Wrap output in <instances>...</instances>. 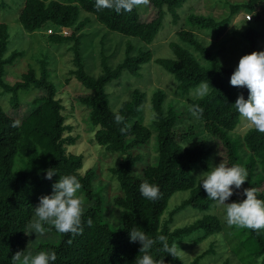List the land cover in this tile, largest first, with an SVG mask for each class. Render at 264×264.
Wrapping results in <instances>:
<instances>
[{"label":"trees","instance_id":"trees-1","mask_svg":"<svg viewBox=\"0 0 264 264\" xmlns=\"http://www.w3.org/2000/svg\"><path fill=\"white\" fill-rule=\"evenodd\" d=\"M193 1L148 0L158 9L157 16L149 21L141 19L143 5L120 13L108 8L98 10L95 0H22L17 6L18 19L25 30L35 32L44 27L47 30L48 25H54L56 30L47 33V42L68 45L73 67L66 83L75 79L88 91L78 96V103L89 110L90 137L103 146L106 153L122 155L118 165L110 168L117 182L112 196L111 181L101 179L95 166L85 167V155L75 149L82 138L79 123L74 119L70 102L65 99V91L52 79L49 55L36 58L38 67L30 64L15 82L6 79L9 67L24 55V50L10 49L9 24L0 21L1 93L9 95L11 105L19 108L20 91L41 89L45 92L33 99L34 107L23 119L10 115L0 103V264H16L19 260L13 257L24 255L29 240L28 227L35 216L34 207L41 196L52 192V184L59 175L68 174L77 175L82 185L80 191L93 204L84 208L80 234L56 231L57 240L41 245L56 253L55 264H135L136 257L143 253H139L140 242L130 241L128 230L132 228L145 231L150 238L164 235L169 245L187 239L198 243L214 236L204 251L186 257L188 264H200L224 243L230 246L229 256H237V264H264V229L229 226L225 220V205H217L207 197L203 187H199L198 177L215 166L213 140L219 139L227 149L228 165L239 164L248 171V179L237 196L232 195L226 203L243 199L246 187L257 189L258 197L264 199V190L260 188L264 184V133L254 127L238 132L241 116L233 104L241 94L247 99L248 89L230 84V76L238 64H225L214 51L213 43L208 44L198 32L220 35L243 8L253 14L254 22L261 23L257 27L249 25L241 33L244 40L251 43L244 55L259 52L257 43L264 41V0L232 4L230 13L221 19L195 12L191 9ZM5 3L2 1L0 7ZM167 16L170 20L167 26L179 27L169 41L172 57L156 58L151 48H136L129 43L124 58L114 65L112 58L116 57L118 49L105 48L108 37L102 33L98 40L101 70L94 74L86 68L84 43L89 35L86 28L93 17L109 30L137 37L148 45L156 40ZM186 21L187 28L184 27ZM61 27L67 31L61 32ZM167 32L166 36L170 34ZM152 61L177 79L174 90L177 95L186 97V102L160 87L152 91L135 87L128 98L110 101L109 82L123 73L138 76L143 66ZM201 83L209 84V93L204 97H188L190 90ZM181 104L188 107L186 118H181L184 115ZM192 106L201 108L202 114L194 116L189 110ZM147 107L152 116L148 124L145 121ZM188 120L200 128L196 133L206 137L205 143L194 144L191 134L180 136L178 140L175 129ZM153 137H156V161L152 153L146 156L142 151V146ZM50 167L57 173L48 180L45 171ZM143 181L159 186L158 199L150 201L141 195L139 186ZM177 191H188L189 196L168 210L169 201ZM107 199H112L114 206L122 209L118 224L113 223L110 207L105 204ZM188 207L198 208L202 215L173 227L175 216ZM89 219L91 225L87 223ZM220 237H223L221 243ZM150 253L158 261L163 260V264H184L178 245L174 257L167 255L158 241ZM230 257L222 264H231Z\"/></svg>","mask_w":264,"mask_h":264},{"label":"rangeland","instance_id":"rangeland-1","mask_svg":"<svg viewBox=\"0 0 264 264\" xmlns=\"http://www.w3.org/2000/svg\"><path fill=\"white\" fill-rule=\"evenodd\" d=\"M2 1L7 3H5L4 7H0V21H6L9 24L11 39L10 49L19 48L20 50H24V55L19 57L18 60L11 67H9L6 79L11 83L15 82L21 77L23 72L29 69L30 64L38 67L36 58H40L42 54L46 53L49 55L50 59L52 60L50 63V68L52 69V79L58 82L59 86L65 91V99L67 100V103L70 102L74 119L79 123V131L82 134V138L75 149L85 155V167L91 165L95 166L100 173L101 179L105 181H111V191L109 192L110 196H112V191L116 189L117 182L111 176L110 168L116 167L118 165L120 161L119 159L122 158V155L120 153H106L104 147L100 146L96 142L94 143L90 137V133H92V126L88 121L89 110L78 103V96L85 95L88 91L79 85L75 79H72L69 83H66L69 70L71 67H73L71 54L69 51H67L68 45L51 44L50 42H47V33H51V29L54 31L56 30L54 25H48L49 28H47V30L46 27L35 32H29L25 30L18 19L20 11H17V6L22 0H0V4ZM244 1L246 0H194L191 3V9L197 13L211 14L214 17L221 19L230 13V6L232 4L242 3ZM157 12V8H155L150 3H147L146 5H143L141 19L144 21L152 20L157 16ZM248 13V11L242 8L232 17L231 21L223 29V32L218 36L210 32L198 31L206 39L208 44L213 43L214 51L218 53L220 59L227 65L238 64L239 59L244 55L245 51H248V48L251 45L248 40H244V37L241 33H243L249 25L252 27H257L261 24L254 22L255 19L252 13H250L252 18L249 20H251L250 22L254 23H249L247 21L248 19L246 18ZM168 21L170 20L167 16L157 36V38L160 39L158 40L156 38L152 44L146 45L137 37L124 35L122 33L109 30L99 20L93 17V20L86 28V32L89 34L85 38L84 43L86 68L94 74H98L101 70L99 54L100 44L98 40L102 33H106L108 37L105 48L108 50H113L115 48L118 49L116 57L112 58V63L114 65L124 58L125 48L129 43L135 44L136 48L141 46L151 48L153 51V56L156 58L172 57L173 51L169 45V41L172 36L176 35V31L179 29V27L177 25H173L172 27L167 26ZM184 27H188L187 21L184 23ZM167 31H170L168 36L165 35L168 34ZM94 40L96 42L93 44L92 41ZM256 49L258 51H264L263 40L257 43ZM176 84L177 79L171 73L163 69L159 64L153 63L152 61L149 65L143 66L141 74L138 76L123 73V75L118 79H114L113 81L109 82L107 85V91L110 94V101L114 102L116 99L123 100L128 98L130 91L135 87H141L145 89L148 88L150 91H152L155 87H160L168 92L172 91L170 94L171 96H178L182 101L186 102V97L176 94V91L174 90ZM63 85L65 87H63ZM196 87H193L190 90L188 97H196L192 95V92ZM44 93L45 92L41 89L20 91V106L19 108H14L10 103V96L1 93L0 88V103L5 107L10 115L18 119H23L34 107L33 99L43 95ZM148 108L149 107L146 108L145 114V121L147 124L148 122L151 123L150 117L152 118V116L148 113ZM180 110L184 111V115H182L181 118H186L188 116V107H186L185 104H181ZM189 120L177 125L175 130L178 140H180V136L191 134L190 136L193 135L192 141L194 144L196 143L198 145L205 143L206 137L202 134L197 135L196 133L200 128L196 126L194 121ZM249 127H251L249 123L241 117L240 123L237 127L238 132L244 133ZM155 139L156 137H153L150 143L142 146V151L146 154V156H151L152 153L153 161H156L157 159V155L154 151V147L156 145ZM213 141L215 152V155L213 154V159H215V165L219 164L220 162L228 164L226 147L219 139ZM260 188L264 190V184H262ZM238 192L239 190H234L233 196H237ZM79 195L84 201V208L93 204V201H87L85 199V195L82 191L79 192ZM188 196V191H177L169 201L168 210L174 208L176 205H178V203ZM105 204L110 207V213H112L111 218L114 220L113 223L118 224L122 209L114 206L112 199L105 200ZM199 215H202V212H200L198 208L188 207L175 216L172 226L176 227L185 225L195 220ZM35 219L36 217L34 216L28 227L29 240L26 251L16 264H24L25 256H34L39 251H48L47 248H42L41 245L43 243L46 244V242L55 241L59 238L54 228H49L46 226V231L43 235L31 232ZM213 238L214 236H209L198 243L191 242V239L178 242V254L180 255L184 264H188L187 258L196 256L204 251V249L210 245V242ZM222 241L223 237H220V243ZM223 246L225 247L224 250ZM223 246H220L222 248H219L217 251L206 256L200 262V264H222V261L230 257V246H228L227 243H224ZM188 247H191L192 250H189ZM238 255L245 256L247 254L239 253ZM236 261H238L237 256L230 257L231 264H237ZM238 264H244V262Z\"/></svg>","mask_w":264,"mask_h":264},{"label":"clouds","instance_id":"clouds-1","mask_svg":"<svg viewBox=\"0 0 264 264\" xmlns=\"http://www.w3.org/2000/svg\"><path fill=\"white\" fill-rule=\"evenodd\" d=\"M148 0H95V7L99 9H114L131 12L134 7L146 5ZM61 32L67 28L61 27ZM230 84L248 89L247 99L243 94L235 100L234 107L239 115L244 118L256 131L264 133V51H253L243 55L238 66L230 76ZM209 93V84L201 83L192 92L196 97H204ZM194 116L202 114V109L192 106L189 109ZM120 118L117 117V120ZM57 173L55 168L45 171V178L51 180ZM199 187H203L207 197L217 205H225V220L229 226H237L259 231L264 229V199L258 197L257 189L246 187L243 189V199L226 203L233 195L234 190L248 179V171L239 164L228 165L220 162L199 176ZM82 185L77 175H59V179L52 184V192L39 198V203L34 207L35 221L32 231L43 235L45 225H52L61 234L78 235L82 232V216L84 201L79 195ZM140 193L150 201L159 198V186L148 181H143L139 186ZM91 225L92 221H87ZM129 238L132 242H140L142 245L135 259V264H163L151 253L150 249L157 241L162 250L173 257L176 253L177 243L169 245L167 237L159 235L150 238L145 231L138 228L129 229ZM71 243V240L68 241ZM56 253L54 251H39L36 255L24 257V264H55ZM19 260L17 254L13 257Z\"/></svg>","mask_w":264,"mask_h":264},{"label":"built area","instance_id":"built-area-1","mask_svg":"<svg viewBox=\"0 0 264 264\" xmlns=\"http://www.w3.org/2000/svg\"><path fill=\"white\" fill-rule=\"evenodd\" d=\"M246 18H247L248 20L251 19V14L248 13V14L246 15ZM50 31L52 32L53 29H51Z\"/></svg>","mask_w":264,"mask_h":264}]
</instances>
